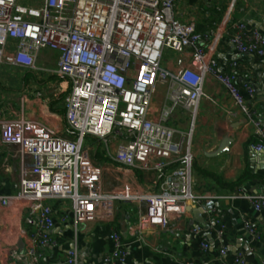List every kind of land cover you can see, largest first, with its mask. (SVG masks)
Returning <instances> with one entry per match:
<instances>
[{
    "label": "built area",
    "instance_id": "obj_1",
    "mask_svg": "<svg viewBox=\"0 0 264 264\" xmlns=\"http://www.w3.org/2000/svg\"><path fill=\"white\" fill-rule=\"evenodd\" d=\"M176 2L0 0V64L34 70L39 52L53 50L58 54L53 72L67 82L64 122L70 136L37 121L0 119V144L14 146L13 155L20 159L18 189L0 196V205L18 202L36 217L26 251L31 264H43L38 247L50 241L53 217L47 200L69 201L74 225L111 221L121 201L142 204L139 230L150 226L165 229L171 217L182 216L190 207L211 214L202 204L214 196L193 188L190 133L165 123L173 106L188 110L194 118L205 74L225 88L236 110L249 119L260 137L252 148L264 152V121L254 116L234 74L218 71L216 60L203 45L207 35L193 23L174 17ZM229 41L241 54L264 56V37L258 30L246 33L242 22L231 24ZM167 49L179 56V69L161 65ZM184 53L190 56L188 66L180 57ZM158 83L166 84L170 105L154 120L148 114ZM244 89L253 95L250 86ZM86 137L100 144L104 158L125 168L153 172L152 186L134 191L106 186L102 168L92 158L94 146L85 142ZM226 197L246 198L255 210H264V195L234 193ZM245 227L257 237L254 227L248 223ZM191 233L199 235V226L192 227ZM222 234L220 227L217 238ZM110 238L115 249L102 264H122L126 251L120 235L112 231ZM201 247L206 250L208 243L203 240ZM77 262L74 240L67 264ZM232 264H243L242 255Z\"/></svg>",
    "mask_w": 264,
    "mask_h": 264
},
{
    "label": "crops",
    "instance_id": "obj_2",
    "mask_svg": "<svg viewBox=\"0 0 264 264\" xmlns=\"http://www.w3.org/2000/svg\"><path fill=\"white\" fill-rule=\"evenodd\" d=\"M215 1L218 4L212 8L210 0H177L174 17L193 23L197 31L207 35L203 45L216 60L218 71L234 74L254 116L264 121V56L241 54L229 41L234 22L244 23L246 33L258 30L264 37V0H235L233 5L232 0ZM168 51L166 59L162 55L161 65L179 69L176 62L179 56ZM57 56L56 51L41 50L36 69L30 71L0 64L1 120L37 121L70 136L64 122L67 82L53 72ZM180 57L183 65L188 66L190 56L184 53ZM245 86L254 90L251 97ZM202 89L194 118L188 110L173 106L165 123L178 132L190 133L193 188L200 194L214 196L202 204L211 214L199 212L195 216L193 210L198 207H190L182 216L171 217L165 229L150 226L139 230L137 220L142 204L121 201L116 204L111 221L74 225L69 201L47 200L53 226L50 241L38 247L43 264H67L74 240L78 248L77 264H102L103 258L115 249L110 238L112 231L120 235L125 247L122 264H232L238 255H242L243 264H264V210H255L246 198L226 197L234 193L264 195V152L252 148L260 137L213 76L204 75ZM167 94L166 84L158 83L152 94L149 118L156 120L161 109L170 105ZM224 138L231 139L228 151L208 156ZM92 140V158L101 166L106 186L129 187L133 191L152 186L153 172L125 168L104 158L100 144ZM15 151L14 146L0 144V196L14 194L18 189L20 159L13 155ZM24 160L30 162V158ZM246 223L257 230V237L247 231ZM196 225L200 228L199 235L191 233ZM220 227L223 234L217 238L216 230ZM35 228L36 217L22 204L0 205V264H31L26 251L29 235ZM203 240L208 243L206 250L201 247ZM222 247L226 248L224 254H220Z\"/></svg>",
    "mask_w": 264,
    "mask_h": 264
},
{
    "label": "water",
    "instance_id": "obj_3",
    "mask_svg": "<svg viewBox=\"0 0 264 264\" xmlns=\"http://www.w3.org/2000/svg\"><path fill=\"white\" fill-rule=\"evenodd\" d=\"M230 142H231L230 138H224L222 140V142L220 143V145L218 146V148L214 152H211L210 154H208V156H211V157L218 156V155L228 151ZM199 212H203V210L201 208H196L193 210V214L195 216H197L199 214Z\"/></svg>",
    "mask_w": 264,
    "mask_h": 264
},
{
    "label": "rangeland",
    "instance_id": "obj_4",
    "mask_svg": "<svg viewBox=\"0 0 264 264\" xmlns=\"http://www.w3.org/2000/svg\"><path fill=\"white\" fill-rule=\"evenodd\" d=\"M21 1V0H20ZM210 4H211V7L213 8L214 7V5L215 4H218V2H216L215 0H210ZM168 54H169V51L168 50H164V52H163V57L166 59L167 58V56H168ZM163 58V59H164ZM163 63V62H162ZM89 142V143H94V141L91 139V138H89V137H86L85 138V142Z\"/></svg>",
    "mask_w": 264,
    "mask_h": 264
}]
</instances>
